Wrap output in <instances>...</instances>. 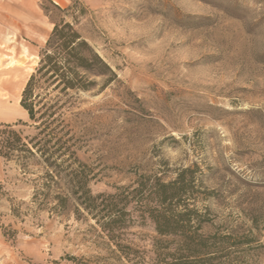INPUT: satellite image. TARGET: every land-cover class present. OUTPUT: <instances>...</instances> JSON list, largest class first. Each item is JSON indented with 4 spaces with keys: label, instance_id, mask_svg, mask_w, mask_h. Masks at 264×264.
Returning <instances> with one entry per match:
<instances>
[{
    "label": "rangeland",
    "instance_id": "374dc122",
    "mask_svg": "<svg viewBox=\"0 0 264 264\" xmlns=\"http://www.w3.org/2000/svg\"><path fill=\"white\" fill-rule=\"evenodd\" d=\"M51 1L78 3V32L117 75L73 111L90 113L78 157L95 174L91 192L191 168L211 220L202 231L251 233L263 246L254 264H264V0ZM42 6L0 0V124H30L19 102L52 29ZM31 179L0 158V264L104 256L92 220L30 202ZM129 232L145 249L155 237L149 224Z\"/></svg>",
    "mask_w": 264,
    "mask_h": 264
},
{
    "label": "trees",
    "instance_id": "16d2710c",
    "mask_svg": "<svg viewBox=\"0 0 264 264\" xmlns=\"http://www.w3.org/2000/svg\"><path fill=\"white\" fill-rule=\"evenodd\" d=\"M41 7L52 29L38 52V62L21 92L26 123L0 124V158L31 176L30 202L52 214L69 212L92 220L101 234L104 256L68 257L72 264H254L263 248L251 233H204L208 208L198 205V179L191 168L172 180L157 174H134L131 184L112 193L93 194V169L78 157L88 128L73 112L81 94H98L116 80L111 67L78 32V3L62 8L45 0ZM70 18V20H67ZM101 79V83L97 82ZM17 125L33 132L24 136ZM210 195V193L206 194ZM151 225L149 249L130 238L135 226ZM257 259V256H256Z\"/></svg>",
    "mask_w": 264,
    "mask_h": 264
},
{
    "label": "bare ground",
    "instance_id": "6f19581e",
    "mask_svg": "<svg viewBox=\"0 0 264 264\" xmlns=\"http://www.w3.org/2000/svg\"><path fill=\"white\" fill-rule=\"evenodd\" d=\"M12 115H14V110L10 108L9 111L6 112V116L12 117Z\"/></svg>",
    "mask_w": 264,
    "mask_h": 264
},
{
    "label": "crops",
    "instance_id": "0c3cea01",
    "mask_svg": "<svg viewBox=\"0 0 264 264\" xmlns=\"http://www.w3.org/2000/svg\"><path fill=\"white\" fill-rule=\"evenodd\" d=\"M8 111H9V109H7V110H5V111L3 112V115H2V116H3L4 118H11L10 116H6V112H8ZM12 116H13V115H12Z\"/></svg>",
    "mask_w": 264,
    "mask_h": 264
}]
</instances>
